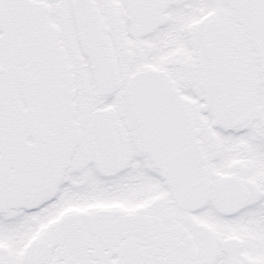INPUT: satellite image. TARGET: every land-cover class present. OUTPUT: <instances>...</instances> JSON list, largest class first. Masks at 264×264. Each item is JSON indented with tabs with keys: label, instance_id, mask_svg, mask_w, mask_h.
<instances>
[{
	"label": "snow or ice",
	"instance_id": "1",
	"mask_svg": "<svg viewBox=\"0 0 264 264\" xmlns=\"http://www.w3.org/2000/svg\"><path fill=\"white\" fill-rule=\"evenodd\" d=\"M0 264H264V0H0Z\"/></svg>",
	"mask_w": 264,
	"mask_h": 264
}]
</instances>
